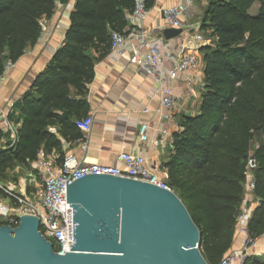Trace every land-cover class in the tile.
Returning a JSON list of instances; mask_svg holds the SVG:
<instances>
[{
  "label": "trees",
  "instance_id": "1",
  "mask_svg": "<svg viewBox=\"0 0 264 264\" xmlns=\"http://www.w3.org/2000/svg\"><path fill=\"white\" fill-rule=\"evenodd\" d=\"M56 1L0 0V76L36 42L40 20L52 15ZM153 2L146 0V7ZM255 2L258 10L250 13ZM133 7L134 0H75L61 44L8 114L16 134L12 146L0 143V178L27 166L41 149L59 147L51 126H60L64 135H82L75 120L89 107L94 62L110 48L111 33H122ZM201 29L208 31L210 44L201 47L199 112L179 118L164 168L166 182L200 231L201 254L216 264L233 242L250 144L264 134V0H209ZM6 135L0 128V140ZM253 156L258 201L247 230L256 239L264 234V140ZM243 264H264V256L246 255Z\"/></svg>",
  "mask_w": 264,
  "mask_h": 264
},
{
  "label": "crops",
  "instance_id": "2",
  "mask_svg": "<svg viewBox=\"0 0 264 264\" xmlns=\"http://www.w3.org/2000/svg\"><path fill=\"white\" fill-rule=\"evenodd\" d=\"M208 1L154 0L143 19L132 16V11L126 12V25L121 33L122 43L114 48L110 44L107 52L94 62V78L89 84L86 97L89 107L85 114L93 118L90 131L83 134L79 129L82 135L71 136L68 133L64 135L60 126H51L49 130L59 140V147L52 148L51 151L41 149L36 159L44 157L52 162L55 159V164H59L63 159H60V155L64 157L72 154L78 162L119 164L116 161L117 153L132 151L144 157L147 167L154 169L159 175L166 176L164 163L169 159L173 133L179 128V118L199 112L204 85L201 48L196 53L198 62L194 67L179 71L174 77H170L169 72L181 52L185 32H192L199 26L201 33L208 38V31L201 29ZM74 4L75 0L56 1L52 15L40 20L41 31L36 42L27 47L16 62L8 64L9 67L1 75L0 113L9 114L14 110L13 103L30 89L36 75L49 62L63 40L69 25V13ZM179 4L186 6L180 27L175 28L180 32L166 36L165 30L172 27L166 26L163 9ZM144 38L160 53L161 61L157 65L161 77L159 80H155L138 63L146 57V46L142 42ZM165 88H169L176 99L175 111L173 110L172 114L170 109L160 103ZM144 107L149 109L148 113L142 112ZM143 121L149 123L150 138L146 142H139L138 128ZM12 125L14 131L5 129L0 122V128L7 134L0 140L3 147L10 146L15 137L16 125L13 122ZM164 129L166 133L162 132ZM51 154L54 157H50ZM36 159L28 162L27 166H15L7 171L5 178H0V184L14 186L16 189L20 187L29 192L38 190L40 182L35 167ZM241 240L242 235L235 228L229 250L241 249ZM262 244H255L248 254L264 253ZM256 245L262 249L257 250Z\"/></svg>",
  "mask_w": 264,
  "mask_h": 264
},
{
  "label": "water",
  "instance_id": "3",
  "mask_svg": "<svg viewBox=\"0 0 264 264\" xmlns=\"http://www.w3.org/2000/svg\"><path fill=\"white\" fill-rule=\"evenodd\" d=\"M180 30L168 28L172 36ZM73 245L65 254L39 231L35 216L0 225V264H208L200 231L172 190L124 177L89 174L66 183Z\"/></svg>",
  "mask_w": 264,
  "mask_h": 264
},
{
  "label": "built area",
  "instance_id": "4",
  "mask_svg": "<svg viewBox=\"0 0 264 264\" xmlns=\"http://www.w3.org/2000/svg\"><path fill=\"white\" fill-rule=\"evenodd\" d=\"M184 4L174 5L163 9L164 20L167 27L178 28L182 15L185 13ZM148 8L146 0H134L132 16L140 19L146 17ZM123 41V35L113 31L111 33V46L114 48ZM146 46V57L139 61V65L155 80L161 77L157 71V65L161 61L158 49L147 43V39H142ZM209 41L201 33L199 26L192 32H185L181 43V52L175 59V65L170 70V77H174L177 72L192 68L198 62L196 53L203 45ZM9 65H6L7 69ZM1 83V76H0ZM160 103L163 107L170 109L172 114L175 111L176 99L169 88L162 91ZM143 113H148L149 109L144 107ZM8 112L0 113V122L5 129L14 131L12 122L8 119ZM167 117V116H166ZM170 117V115L168 116ZM93 123L91 115H86L75 120V126L83 134L90 131ZM149 123L143 121L138 128L139 142L149 140ZM166 133V130H162ZM15 142L12 139L10 146ZM157 142V141H156ZM50 157H54L51 154ZM55 159L49 161L47 158L38 157L35 161L37 176L40 188L34 192L26 191L14 186L0 184V224L16 227L22 216H35L39 220V231L52 243L54 252L65 254V246L73 245V208L67 202L66 183L70 184L76 179L89 174H103L129 178L156 185L160 188L172 190L168 183L156 172L145 165L142 155L132 151H119L116 161L119 164H102L98 162H78L72 154L63 157L59 164H55ZM257 166V161L253 154L248 157L246 165V180L244 182V194L242 206L236 216L235 228L242 235L241 249L228 250L216 264H243L248 251L256 243V239L249 237L247 223L253 208L257 204L254 196V175L253 170ZM173 191V190H172ZM3 195L5 197H3Z\"/></svg>",
  "mask_w": 264,
  "mask_h": 264
},
{
  "label": "rangeland",
  "instance_id": "5",
  "mask_svg": "<svg viewBox=\"0 0 264 264\" xmlns=\"http://www.w3.org/2000/svg\"><path fill=\"white\" fill-rule=\"evenodd\" d=\"M257 6L258 5H256V3H254L252 6H250L249 8H248V11L250 12V13H254L255 11H256V9H257ZM208 39V38H207ZM209 42H210V40H209ZM263 96V95H262ZM261 140H264V134H258V135H256L254 138H253V140H252V142H251V144H250V150H249V152H250V155L251 154H253V150L255 149V147H256V145H257V143L259 142V141H261ZM256 169V168H255ZM255 169L253 170V175H254V171H255ZM15 174H16V172H15ZM165 181H166V177L167 176H164V175H160ZM256 242L257 243H255V244H258L259 243V245L260 244H262L263 242H264V234H262V235H260L259 237H257L256 238ZM264 244V243H263ZM262 244V245H263ZM257 246L258 245H256L255 246V248H257ZM264 246V245H263ZM259 249H262V248H257V250H259ZM254 255H258V256H264V253H254Z\"/></svg>",
  "mask_w": 264,
  "mask_h": 264
}]
</instances>
